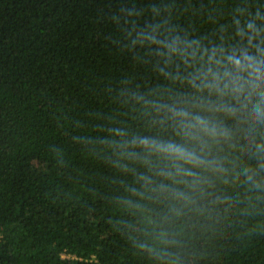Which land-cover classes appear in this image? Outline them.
Segmentation results:
<instances>
[{"label": "trees", "instance_id": "16d2710c", "mask_svg": "<svg viewBox=\"0 0 264 264\" xmlns=\"http://www.w3.org/2000/svg\"><path fill=\"white\" fill-rule=\"evenodd\" d=\"M248 22L264 45V0H0V264H264V126L211 112L200 64L144 42L244 47ZM173 102L232 129L206 149L222 171L176 183L118 146L199 153L159 110Z\"/></svg>", "mask_w": 264, "mask_h": 264}, {"label": "clouds", "instance_id": "9594fccd", "mask_svg": "<svg viewBox=\"0 0 264 264\" xmlns=\"http://www.w3.org/2000/svg\"><path fill=\"white\" fill-rule=\"evenodd\" d=\"M237 35L242 38L248 35V45L207 47L199 41H189L169 34H165L162 40L147 37L144 42L156 45L162 59L169 63L173 57L183 64H187L189 60L198 62L200 67L196 69V76L188 83L195 86L199 79L200 86L196 91L208 93V99L202 102L209 106L211 112L223 114L229 119L246 111L250 128L256 130L264 126V45L254 43L260 35L254 22L238 28ZM250 48L253 50L250 51ZM213 96L214 101L211 100ZM159 110L164 112L166 120L173 122L178 136L198 142L199 153L192 146L175 139L150 136H133L131 140L118 145L122 151L130 157L143 155L145 163L149 156H159L168 165L165 179L176 183L180 182L179 178L186 177L192 178L191 183H197L200 177L193 168L203 167L214 172L223 170L222 162L206 158L209 141L212 145H219L233 140L232 129L223 120L210 119L199 113L189 119L190 114L186 108L179 107L176 102L170 105L160 104ZM116 134L123 135L119 132ZM160 187L162 190L167 188L166 185Z\"/></svg>", "mask_w": 264, "mask_h": 264}, {"label": "built area", "instance_id": "2783aa9c", "mask_svg": "<svg viewBox=\"0 0 264 264\" xmlns=\"http://www.w3.org/2000/svg\"><path fill=\"white\" fill-rule=\"evenodd\" d=\"M65 256V255H64Z\"/></svg>", "mask_w": 264, "mask_h": 264}]
</instances>
